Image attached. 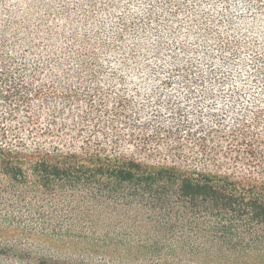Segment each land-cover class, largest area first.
I'll use <instances>...</instances> for the list:
<instances>
[{"label":"trees","instance_id":"1","mask_svg":"<svg viewBox=\"0 0 264 264\" xmlns=\"http://www.w3.org/2000/svg\"><path fill=\"white\" fill-rule=\"evenodd\" d=\"M81 2L0 32V264H264V0Z\"/></svg>","mask_w":264,"mask_h":264},{"label":"rangeland","instance_id":"2","mask_svg":"<svg viewBox=\"0 0 264 264\" xmlns=\"http://www.w3.org/2000/svg\"><path fill=\"white\" fill-rule=\"evenodd\" d=\"M81 0H0V32L6 49L28 66L50 68L52 62L65 68L70 41L67 29L79 20ZM9 26V28H8Z\"/></svg>","mask_w":264,"mask_h":264}]
</instances>
